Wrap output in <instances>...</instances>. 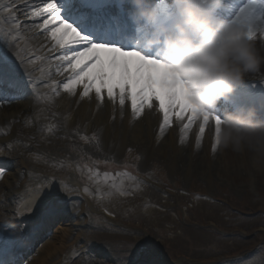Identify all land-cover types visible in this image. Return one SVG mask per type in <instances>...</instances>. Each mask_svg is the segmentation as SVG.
I'll list each match as a JSON object with an SVG mask.
<instances>
[{"label":"rangeland","instance_id":"obj_1","mask_svg":"<svg viewBox=\"0 0 264 264\" xmlns=\"http://www.w3.org/2000/svg\"><path fill=\"white\" fill-rule=\"evenodd\" d=\"M31 2L39 4L40 0ZM0 28L12 26L0 19ZM5 46L12 48V41ZM0 52L7 54L1 49ZM9 58L14 63L19 61ZM50 95L44 93L42 98L46 99L45 108L53 112ZM87 97L104 111L107 102L98 101L95 94ZM75 110L76 107L75 123L66 138L43 127L28 141L14 137L12 132L5 135L0 155L11 164L10 171L4 170L0 177V212L19 207L18 192H10L11 185L22 187L25 197L26 191L35 193L42 188L39 180L44 179L45 186L55 185L66 203L43 240L53 233L69 237V242L81 241L88 255L94 249V255H105L93 264H264V167H253L246 156L231 150L208 151L214 141L207 132L197 146L190 129L182 134V121L177 120L171 123V139L174 137L177 148L166 151L164 156L162 151L151 149L150 158L143 161L142 148L132 146L110 153L109 146L100 144V113ZM115 114L123 117V113ZM26 122V129L35 127V120L34 124ZM23 123L21 119L15 121ZM68 127L65 120L61 121L62 129ZM169 130L168 127L164 136L167 141ZM184 136L189 141H183ZM181 155L183 162L179 160ZM121 171L127 173L120 177ZM67 203L71 212L68 215ZM6 217L0 222V232L18 230L4 224L18 219H11L9 214ZM65 221L67 225L61 226Z\"/></svg>","mask_w":264,"mask_h":264},{"label":"snow or ice","instance_id":"obj_2","mask_svg":"<svg viewBox=\"0 0 264 264\" xmlns=\"http://www.w3.org/2000/svg\"><path fill=\"white\" fill-rule=\"evenodd\" d=\"M160 3L164 5L166 0H160ZM19 8L20 5L16 4L15 0H11L10 5H0V11H6L11 18L10 24L14 26L15 32L27 26H34L38 29L37 36L46 34L45 39L52 41L51 47L46 43L41 47L53 54L49 59L58 62V71L63 69L68 73L67 81L63 83L65 92L74 93L76 87L81 86L82 97H87L94 90L96 99L101 102L106 92L107 98L113 103L118 99L122 108L127 97L131 101L134 119L143 114L146 106L151 108L152 101L155 100L163 115L159 126L161 132L171 126L173 117L177 121H187L181 129L182 134L196 121H200L199 134L196 137L197 146L206 125L212 122L215 130L212 151H216L218 112L204 111L193 106L185 95L183 81L156 54L140 52L130 45L128 38L119 31L111 34L116 39L108 38L107 33L102 38L82 33L61 17L56 0H40L39 4L25 0L26 10L23 14L31 21V25L20 21ZM217 15L228 22L243 25L247 37L253 42L257 38L264 40V0H224V6ZM40 18H43L42 23L37 24ZM11 35L12 31L8 33V36ZM18 42L19 36L13 43ZM0 43L7 44V37L0 38ZM15 73V63L6 53L0 52V95H5L2 91L5 84L20 91V81L13 79ZM246 99L249 103H255L258 99L259 103L264 105V81L261 82L259 97L248 95ZM225 102L234 103L235 100L231 96ZM3 174V170H0V177ZM52 187L53 190L44 194L43 200L31 209L30 228L25 225L19 230L18 237L0 232V264H19L15 250L30 240L33 233L39 232L48 219L63 210L66 202L55 190V185ZM62 190L66 191L63 187Z\"/></svg>","mask_w":264,"mask_h":264},{"label":"clouds","instance_id":"obj_3","mask_svg":"<svg viewBox=\"0 0 264 264\" xmlns=\"http://www.w3.org/2000/svg\"><path fill=\"white\" fill-rule=\"evenodd\" d=\"M133 32L130 45L156 54L183 81L193 106L215 112L264 66L243 25L217 15L224 0H127ZM217 149L246 156L264 167V119L239 106L219 114Z\"/></svg>","mask_w":264,"mask_h":264},{"label":"bare ground","instance_id":"obj_4","mask_svg":"<svg viewBox=\"0 0 264 264\" xmlns=\"http://www.w3.org/2000/svg\"><path fill=\"white\" fill-rule=\"evenodd\" d=\"M15 2L16 4L20 5V8L18 9V11L21 13L20 21L25 25H31V21L26 15L23 14L26 10L25 0H15ZM56 2H59V6L61 8L63 7V4H65L64 0H56ZM10 4L11 0H0V5ZM12 6L14 7V5ZM14 16L15 13H13V17ZM0 19H5L9 22L11 20L6 11H1ZM42 20L43 18L38 19L37 24L42 23ZM91 25L93 24H90L89 26ZM11 26L12 29L0 28V38L7 37V40H12L14 42L16 41L17 36H19V42L13 43L14 45L12 48L8 47V49L4 43H0V49L2 51H6L8 57L12 56L13 60H23V64L20 66L22 68H19L21 71L34 68L32 77L41 82V90L45 91V89H47L49 91L45 93H52L50 97L53 100L54 109H52L53 112H51L49 108H45L44 102L46 99L42 98L44 93L40 94L36 98H29L26 93H22L21 91L16 93L10 92V95L13 94L14 98L25 97V99L24 101H22L23 99H20V101L14 102H0V126H2L1 129L3 131H6L5 134L12 132L14 137H17L23 141H28L35 137L38 134L37 131L43 127V130H46L47 128L56 130V132H58V137L64 136L66 138L68 135H70V133H67V131L72 128L73 124L75 123L73 118V110L76 107V110L74 111L76 113H100V144L104 147L109 146L111 149L110 153L114 152V154H117L119 151L131 146L134 148L140 147L143 150L142 157L145 159H143V161H148L150 158V152H152L151 149H155V151H162L164 156L166 151L177 148L174 137L171 139L173 125L169 126L171 130L169 131L171 133L169 134L170 136L168 141L166 140V137H164L168 127L163 132H161L159 129V126L163 121V115L159 111V104L157 101L153 100L152 107L148 108L146 106L144 108L143 114L139 118L134 119L131 111L130 99L126 97L125 104L122 108L118 99L115 103H113L107 98V94L105 92L102 102L105 101L107 103H105L104 111L101 112L99 110L100 106L95 100L91 101L88 100V97L81 96V92L83 90L81 86H77L75 89L76 92L74 93H68L63 90V83L67 81L68 73L64 72L63 69H59L58 71V62L54 59H49V57L53 54L49 53L46 48L41 47L45 43L48 45V47H51L52 41L50 39H45L46 34L37 36L36 33L38 29L34 26L24 27L20 29L19 32H15L14 26ZM10 31L13 32V35L8 36L7 33ZM254 43L261 55L264 56V40L257 38ZM18 47L20 50H18ZM44 72L47 73V77H43L45 75ZM30 76L31 75H28V77ZM38 76H42L43 78H39ZM262 81H264V66L261 67L260 73L245 78L243 85L246 86L240 87L234 93L233 98L235 103L231 104L230 102L221 101L215 111L218 112V114H222L226 110L231 111L233 108L238 107V105L245 103L247 100L246 96L248 95L258 98L261 92ZM249 85H254L255 87L250 88ZM8 88L10 87L5 84L2 90L8 91ZM90 94L94 95L95 91L93 90L90 92ZM1 98L8 97L6 95H2ZM92 98L94 99L93 96ZM248 105V103L244 104V107H247ZM256 110L261 112V114H264V110H259L258 108H256ZM27 113L33 114H30V118H26ZM115 113H123V117L120 118L119 115ZM151 113H155L153 114L154 116H152ZM112 116L114 117L113 121ZM12 117H14V119L5 126L6 123L3 124V121ZM92 118L94 119V117ZM151 118H153V120H150ZM20 119L24 121V123L15 124V121ZM81 119L82 117H80V120ZM34 120L36 123L33 129H26L24 127V124L27 123L26 121L32 122V124H34ZM63 120H65V122H67L69 125V127L66 129L61 128V121ZM95 121L98 122L99 120L96 119ZM111 121L113 122V125ZM172 121L175 123V117L172 118ZM186 122V120L182 121L179 127L183 128V124ZM95 124L96 123H94V125ZM199 124L200 121L198 120L190 128V132L194 137H197L199 134ZM143 126H145V128ZM5 127L6 129H4ZM206 132L212 135L211 137L214 141L215 130L214 124L212 122H209V124L206 125L204 133ZM204 136L208 137L206 134ZM187 140L189 141L188 137L184 136L183 141ZM212 144L213 143L210 145L208 144V151L212 149ZM183 159L184 155L179 156V160L181 162H183ZM126 173V171H121L120 177ZM39 181L43 187L39 190H36L35 193L32 191H26L27 194L25 197H23V193L21 191L22 187L11 185L10 189L12 192H18L19 199L26 200L17 209L18 212L27 211L28 213H31V209L36 207L40 201L43 200L44 194L53 190L52 186H45L44 182L46 180L41 179ZM55 190L57 191L56 188ZM9 212L10 211L8 210H2V216L6 217L7 214H10ZM12 213L16 214V211H12ZM20 228H22V226H20ZM44 232L42 234H44ZM42 234H39L38 238L30 239L27 242V245L32 246V248L37 243L42 244L39 247L33 248L34 252L26 257L25 262H22L21 264H54V262L56 264H64L67 261L72 260L78 264H88L85 255L80 252V248L78 247L79 244L77 242H69V237H57L55 234L51 235L49 240L44 241ZM68 247H73V252H67V255L62 257L61 255L63 251Z\"/></svg>","mask_w":264,"mask_h":264}]
</instances>
